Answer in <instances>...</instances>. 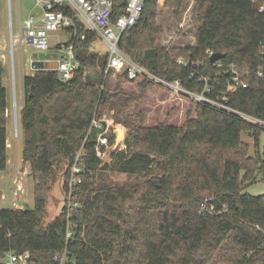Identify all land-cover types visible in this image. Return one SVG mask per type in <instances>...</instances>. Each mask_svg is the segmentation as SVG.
<instances>
[{"label": "trees", "instance_id": "trees-1", "mask_svg": "<svg viewBox=\"0 0 264 264\" xmlns=\"http://www.w3.org/2000/svg\"><path fill=\"white\" fill-rule=\"evenodd\" d=\"M257 8L258 2L252 0H147L119 47L158 77L179 79L197 92L203 87L197 74H212L216 68L206 51L224 53L222 64L234 63L249 72L248 88L230 94L229 104L264 120V77L253 72L259 46L264 45V17ZM165 11L177 27L189 12L186 27L193 32L192 44L175 39L181 29L167 45L162 43L158 17ZM76 26L78 32L83 29V24ZM83 36V42L76 44L80 38L73 32L65 43L74 42L78 61L69 80L60 81L54 69L22 77L19 124L23 161L29 163L33 179V207L0 208V259L7 251H27L34 264H59L56 254L63 253L69 260L65 264L72 260L73 264H264V193L243 192L254 182L256 170L264 175L258 149L262 128L198 102L195 116L180 126H146L142 110L130 114L127 110L155 83L142 80L137 95L121 91L119 82L111 81V72L105 73L107 56L87 51L93 32ZM41 58L56 55L50 52ZM178 58L187 64H178ZM2 73L0 64V171L7 164V90ZM104 112L125 129L124 147L110 152L109 163L95 151L102 129L91 126L93 117L99 119ZM101 125L104 128L105 123ZM245 130L254 139L253 162L240 138ZM106 135L110 145L115 134ZM79 150L84 175L77 184L78 206L68 219L74 227L65 240L66 201L44 225L45 193L48 182L60 174L65 194ZM107 170L126 174L130 181L107 182ZM205 198H212L216 212L222 206L225 210L200 214Z\"/></svg>", "mask_w": 264, "mask_h": 264}, {"label": "built area", "instance_id": "built-area-1", "mask_svg": "<svg viewBox=\"0 0 264 264\" xmlns=\"http://www.w3.org/2000/svg\"><path fill=\"white\" fill-rule=\"evenodd\" d=\"M147 0H34L32 8L27 12L26 16L18 20V35L16 39L12 33V22L10 12V0H7L8 10V40H9V56L11 62V114L14 125V136L17 133V119L19 116L18 105L14 91V68H13V51L19 48L20 52L22 44L32 46L35 50L41 53L49 54L53 52L50 47L51 39L55 38L56 43L53 47L60 52L55 59L49 58H34L30 56L29 63L32 68V62L36 59L47 61L53 64L54 70L57 72L58 79L62 82L69 80L78 67V61L74 54V42L68 45L62 43L57 31H67L69 28H75L76 24L88 26L98 38L107 47L106 52V67L116 71H125L126 77L130 81L135 80H150L158 84L162 88L168 90L174 95L189 97L198 103H203L211 106L219 111L229 115H234L249 123L255 124L264 129V120L252 116L244 111H241L229 104L230 94L239 89H246L249 86L248 71H240L234 63L222 64L220 60L214 62L216 64L215 71L212 74H197L198 81L203 83L200 92L185 88L179 79L166 80L158 77L144 67L140 66L119 47L121 36L130 27H132L139 19L144 4ZM159 1V0H158ZM258 2V12L264 17V0H252ZM39 9V16L33 15L34 9ZM68 32V31H67ZM73 33V32H71ZM70 33V34H71ZM69 34V35H70ZM210 57L214 51L208 49L206 51ZM264 45H260L258 54H260L259 62L255 65L253 72L257 77H264ZM2 50L0 48V59L2 58ZM177 63L186 65L187 62L183 58H178ZM192 67H196L194 64ZM193 77V74L190 76ZM91 126L102 129L96 138V155L102 159L105 156V150L110 146L107 138L108 127L102 128L101 121L93 117ZM104 147V149H102ZM81 150L76 153L73 165L71 166V174L73 179L83 172L81 166ZM77 178V177H76ZM78 183L81 182L80 178ZM212 198H207L200 203V214L208 211V214H217L224 211L216 212L212 205ZM78 206L75 201L69 203L66 209V232L65 240L71 237L73 225L69 223V217L73 210ZM257 230H261L258 225H255ZM61 262H59L60 264ZM0 264H34L30 260L29 252L17 253L15 251H7L3 258L0 259Z\"/></svg>", "mask_w": 264, "mask_h": 264}, {"label": "rangeland", "instance_id": "rangeland-1", "mask_svg": "<svg viewBox=\"0 0 264 264\" xmlns=\"http://www.w3.org/2000/svg\"><path fill=\"white\" fill-rule=\"evenodd\" d=\"M158 1V0H157ZM164 0H159L162 2ZM34 0H10V12H11V22H12V33L16 39L18 35V20L23 19L27 12L32 8ZM35 17L39 16V9L36 8L33 11ZM189 12H185L181 24L177 27L174 22L171 21L170 15L167 11L163 12L162 15L158 17V23L162 28V43L167 45L175 35L178 33V29H181L179 33L180 37L178 42L193 43L191 34L193 32L189 27H186L189 22ZM183 29V30H182ZM79 29L76 26L74 29V34L78 37L79 41L76 44H81L83 41V34L85 31L93 32V37L87 45V51L90 53H95L99 58L106 55L107 47L98 38L97 33H95L88 26H83V29L78 32ZM184 34H183V33ZM8 10H7V0H0V48L2 50V58L0 59V64L3 70L2 73V83L7 90V109L5 111V116L7 119L6 134L7 141L9 143V148H7V158L8 162L6 164V169L0 171V208H11V209H22V208H32L33 207V179L30 176V165L28 162L23 161L22 157V146H23V133L19 124V116L17 119V133L14 136V125L11 114V62L8 53L9 50V40H8ZM61 38L62 43L67 44L70 32L68 31H57ZM178 35V34H177ZM183 35V36H182ZM181 38V39H180ZM82 39V40H81ZM55 38L51 39L50 47L56 56L60 54L57 49L53 46L56 43ZM177 41H175V44ZM65 44V45H66ZM46 53H41L35 50L32 46L26 44L24 41L22 44L21 52L19 48H15L13 51V68H14V91L15 97L18 105L22 102V77L24 75L33 74L35 70L31 68L29 63L30 56L34 58H41ZM128 55V54H127ZM130 59L134 60L133 57L128 55ZM136 62V61H135ZM137 63V62H136ZM53 64H50L52 66ZM53 67V66H52ZM111 72L110 79L112 82H119L120 90L126 92H133L135 95L141 92L139 83L142 80L130 81L125 77L119 76L125 71H116L114 69L107 68L105 66V73ZM119 76V77H118ZM196 103L194 100L189 99V97H183L181 95H174L168 90L162 88L158 84H151L144 89L143 97L133 103L127 113H132L134 111L142 110L145 115L144 124L146 126H154L157 123H166L172 126L182 125L186 119H192L195 116ZM19 113V107H18ZM100 121L105 123L104 129L108 127V132H113L115 134L113 142L105 150V156L102 158V162H110V152L113 150H119L124 147L123 136L125 134V129L114 123L112 116L108 112H104L99 118ZM241 140L246 144L245 155L254 160L255 157V144L254 139L250 135L248 130L242 131L240 133ZM258 149L261 158L264 159V129H260L258 134ZM227 154L231 155V152ZM258 164H256V167ZM253 168V164L250 165V170ZM107 182H113L116 184H124L129 182L130 178L123 173H119L112 170H107L104 172ZM84 174L77 175V178L81 179ZM73 179L71 170L69 173L67 181V191L65 194L61 189V175L50 183L49 190L45 193V206H46V216L43 220V224L49 223L57 214L63 206L64 199L66 201V206L72 201H77L79 199V184L77 178ZM254 182L245 185L243 192L249 193L251 195H260L264 193V175L262 172L256 170L254 172ZM245 182H243L244 184ZM78 186V187H77ZM243 186V185H242ZM76 188V194H74V189ZM74 188V189H73ZM87 192V191H85ZM205 198L204 200H206ZM203 200V201H204ZM200 207V205H199ZM72 225V221H69ZM74 227V226H72ZM59 258L60 264L67 263L68 257L63 254H56ZM72 260V264H73Z\"/></svg>", "mask_w": 264, "mask_h": 264}, {"label": "water", "instance_id": "water-1", "mask_svg": "<svg viewBox=\"0 0 264 264\" xmlns=\"http://www.w3.org/2000/svg\"><path fill=\"white\" fill-rule=\"evenodd\" d=\"M225 57L224 53L221 52H214L210 57H209V61L211 63H214L222 58ZM53 66V65H52ZM50 66V64L47 61L44 60H40V59H36L32 62V68L34 70H47V69H53L54 66L52 67Z\"/></svg>", "mask_w": 264, "mask_h": 264}, {"label": "crops", "instance_id": "crops-1", "mask_svg": "<svg viewBox=\"0 0 264 264\" xmlns=\"http://www.w3.org/2000/svg\"><path fill=\"white\" fill-rule=\"evenodd\" d=\"M22 100H23V91H22ZM7 125V124H6ZM6 150H7V148H9L8 146H9V143H8V141H7V134H6ZM7 162H8V158H7Z\"/></svg>", "mask_w": 264, "mask_h": 264}]
</instances>
